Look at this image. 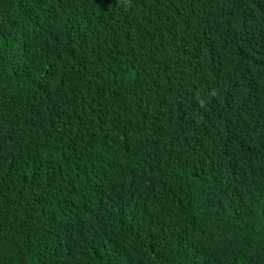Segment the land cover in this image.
Returning <instances> with one entry per match:
<instances>
[{"label": "trees", "instance_id": "1", "mask_svg": "<svg viewBox=\"0 0 264 264\" xmlns=\"http://www.w3.org/2000/svg\"><path fill=\"white\" fill-rule=\"evenodd\" d=\"M0 264H264V0H0Z\"/></svg>", "mask_w": 264, "mask_h": 264}]
</instances>
